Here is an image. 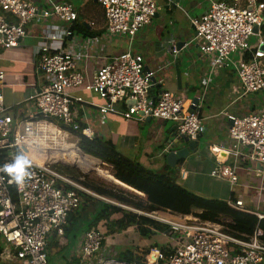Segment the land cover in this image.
<instances>
[{"label":"built area","instance_id":"obj_1","mask_svg":"<svg viewBox=\"0 0 264 264\" xmlns=\"http://www.w3.org/2000/svg\"><path fill=\"white\" fill-rule=\"evenodd\" d=\"M98 2L104 12L108 38H133L157 12L155 0ZM39 17L70 23L77 20L75 11L66 4L52 3L40 10L31 2L0 0V48L19 47L28 37V26ZM13 20L17 23H12ZM263 25L264 0L215 1L208 11L194 18L192 26L201 39L198 49L201 54L212 57L210 76L229 66L235 70L245 94L264 90ZM71 37V29L46 33L35 45V69L44 77L45 85L27 98L26 103L32 105L33 110L28 111L26 117H22L16 107L5 105L4 73L0 72V151L7 150L8 155L0 166V235L19 264H47L49 237L63 236L69 214L79 206L77 193L63 191L56 181L89 192L54 172L48 166L51 161L38 164L30 160L29 175L22 184L11 181L3 166L13 161L15 149L23 153V148H40L43 140H53L49 134L51 129L65 135L77 132L78 112L83 113V109L76 112L74 106L84 103L81 96H76L78 92L99 96L103 101L98 105L102 119L114 115L125 121L143 122L147 117L170 121L179 135L190 140H195L203 131L197 103L168 91L156 97L149 95L155 74L145 69L143 58L138 54L126 52L106 59L87 80L86 73L78 66L81 58L88 59L87 54H80L69 46L50 47L51 42L66 44ZM252 38H257L255 43ZM170 52L178 53L176 49ZM227 120L229 146H213L212 151L244 157L264 167V111L244 117L227 115ZM82 134L95 140L90 130H83ZM210 175L226 178L232 184L237 181L234 168L222 165L220 160ZM228 205L244 210L241 201H229ZM147 216L163 224L167 234L175 235L169 244L171 252L163 264H264V243L258 240L260 232L248 241H241L226 234L221 225L202 223L194 217L179 219L156 212ZM258 218L264 219V215ZM105 240L96 230L84 232L78 239L75 260L69 264H135L102 254ZM152 253L157 255L155 261L150 259ZM163 257V252L154 247L144 256L142 264H162Z\"/></svg>","mask_w":264,"mask_h":264},{"label":"crops","instance_id":"obj_2","mask_svg":"<svg viewBox=\"0 0 264 264\" xmlns=\"http://www.w3.org/2000/svg\"><path fill=\"white\" fill-rule=\"evenodd\" d=\"M23 1L35 4L40 10L46 9L52 3L69 5L77 14V20L70 23L39 17L28 26V37L19 47L8 50L0 48V55L11 58L13 63L26 64L30 72L34 73L30 88L19 92L18 89L7 86L10 81L8 72L5 67L0 68V72L4 73L5 105L16 107L22 117H26L28 111L33 110V106L26 103V100L40 92L45 85L44 77L35 69L37 53L35 45L46 33L63 32L74 28L71 29L72 37L66 44L51 42L50 47L60 49L62 46H69L78 50L80 54H87L88 59L81 58L78 62L79 69L86 73L87 80L91 79L96 69L106 59L126 52L138 54L143 58L145 69L155 74L149 90L151 97L168 91L185 101L197 100V113L203 124L200 148L195 153H190L184 162L172 168L179 172L180 182H176L206 198L225 202L241 201L244 210L257 216L264 215V212L259 211L264 209V167L263 170H259L256 163L244 157H235L228 153L225 157H219L212 151L213 146H229L227 115L244 117L264 111V90L245 94L235 70L229 66L216 70L215 74L210 76L212 57L200 53L198 46L201 39L197 38L192 26V20L208 11L211 3L215 1L232 3L234 0H155L157 4L155 17L133 38L106 36L105 16L98 0ZM256 39L252 38V42L255 43ZM171 49H176L178 53L172 54ZM24 78L26 80V76ZM76 96L84 99V103L74 106L76 112L83 109V113L78 112L77 122L84 124L93 136L112 140L126 157L138 161L149 169L164 168L167 164L164 150L173 146L168 145L170 134L175 127L172 122L154 119L149 123L145 120L125 121L114 115H107L102 119L98 105L103 104V101L99 96L86 91L78 92ZM181 147L184 148L185 145ZM31 155L39 156L38 153L32 154L27 150L26 156ZM219 160L222 165L234 168L237 176L234 184L226 178H215L210 175ZM211 179H217L222 185L217 188L211 184ZM247 203L254 209L246 208ZM0 254L4 259L0 264H19L14 253H9L6 246L4 253L3 249H0ZM73 257L75 254L67 264Z\"/></svg>","mask_w":264,"mask_h":264},{"label":"trees","instance_id":"obj_3","mask_svg":"<svg viewBox=\"0 0 264 264\" xmlns=\"http://www.w3.org/2000/svg\"><path fill=\"white\" fill-rule=\"evenodd\" d=\"M12 23L16 24L17 21L13 20ZM261 32L264 38V25ZM83 130H86V127L80 123L79 130L73 133L78 138V149L85 157L81 163L76 164L82 169L95 168L105 174L100 164L103 162L111 179L95 172L84 174L59 162L52 165L54 172L89 193L60 180L56 181L57 187L63 191L77 193L79 206L69 214L63 236L53 234L49 237L46 253L54 247H62L63 238L74 227L85 229L82 234L90 230L103 234L106 237L101 246L103 252L109 237L126 233L130 228H133L139 237L151 240L157 233H165L167 230L163 224L147 216L155 212L167 213L179 219L194 217L202 223L221 225L226 234L241 241H248L260 232L258 240L264 243V219H259L256 214L233 209L225 201L195 194L176 182L175 171L167 164L164 168L153 171L126 157L112 140L96 136L93 137L95 140L89 139L82 134ZM79 150L78 161L82 158ZM15 153L20 152L15 149ZM40 156L42 155L38 156L39 159L44 158ZM7 157V150H1L0 166ZM62 161L71 163L68 160ZM169 244L170 242L162 247L153 244L144 248L135 245L132 249L121 251L116 258L142 264L144 256L151 248L156 247L163 252V264L171 252ZM72 260H75V257Z\"/></svg>","mask_w":264,"mask_h":264},{"label":"rangeland","instance_id":"obj_4","mask_svg":"<svg viewBox=\"0 0 264 264\" xmlns=\"http://www.w3.org/2000/svg\"><path fill=\"white\" fill-rule=\"evenodd\" d=\"M6 68V71L8 72V78H9V82L7 84L8 87L10 88H16L18 89L19 92L23 91V90H28V88H30V86L32 85V81L34 80V73L33 71L30 72L28 66L24 63H13L11 58L5 57L3 54L0 55V68ZM24 76H26V80L24 78ZM4 94V91H3ZM112 130H110L109 133H111ZM67 133V132H66ZM64 134V133H63ZM62 134V135H63ZM63 136H65V141L72 143L73 145L76 146L77 142H78V138L71 134V133H67L66 135L64 134ZM63 142L62 140H59V138L56 139V141H53L51 139L47 140H43V143H41V146H45L46 147H53L55 148L56 146L59 147L61 146V143ZM56 144V145H55ZM54 145V146H53ZM56 147V148H57ZM80 151V150H79ZM81 153V151H80ZM82 158L78 161L77 164L81 163L85 157L82 155ZM28 158L35 160L36 162H38L39 164L43 163V162H47V161H51L48 165L50 168H52L54 163H65L62 160H60L58 157H54L51 155H46L44 156L43 159H39L37 155H31L28 156ZM71 166H68L72 169H79L82 172H86L88 170H95V168H89V169H82L81 167H79L78 165H76L75 163H65ZM102 167L104 170V163L102 162ZM72 166H74L75 168H73ZM149 167V166H148ZM152 170V169H151ZM156 171V170H153ZM102 176V175H101ZM175 176H176V181L179 183L180 182V178H179V172L175 171ZM217 179H211V184L215 185L217 188H219L222 185V182L220 181H214ZM246 208L248 209H254L253 206L250 203H247ZM264 212V209L259 210ZM85 231V229H79V227H74L72 228L68 234L66 235V237L63 238V245L62 247H54L52 249H49L47 251V264H67V261L74 256L77 246H78V239L80 238L82 232ZM172 241V237L169 234H165V233H157L156 236H154L151 240H147V239H143L141 237H139L136 233V231L133 228H130L127 230L126 233H122V234H116L115 236L109 237L107 239L106 242V247L103 251L101 252L102 254H107L110 256H114L116 257L121 251L127 250V249H132L136 246H138L139 248H144V247H148L151 246L153 244H157L158 247H162L163 245L167 244L168 242ZM0 249H3V253L5 252V242H4V238L3 236L0 235ZM1 258H0V263H2L4 261V259L2 258V254Z\"/></svg>","mask_w":264,"mask_h":264},{"label":"water","instance_id":"obj_5","mask_svg":"<svg viewBox=\"0 0 264 264\" xmlns=\"http://www.w3.org/2000/svg\"><path fill=\"white\" fill-rule=\"evenodd\" d=\"M254 31H256V29ZM193 102L197 103V100H194ZM131 105L132 104L129 103L128 107H130ZM145 121L149 123L151 121V118L147 117L145 119ZM201 136L202 135L199 134L195 140H190L186 136L179 135L177 132L176 126H175L172 129V133L170 134V140L168 141V145H173V146L171 148H169L165 153V160H166L167 165L170 166L171 168H174V167L178 166L179 164H181L182 162H184V160H186L187 157L190 156V153H195L200 148L201 143L199 142V140H200ZM183 144L185 145L184 148L181 147ZM203 144H205V143H203ZM22 151H23V153H26L27 150L25 148H23ZM218 156L219 157H225L226 153L219 152ZM62 164L66 165V166H71V165H68L65 163H62ZM100 164H101V166L103 165L102 162ZM256 167L259 170H263V166H261L260 164H257ZM73 168H75V167H73ZM75 169H77V168H75ZM77 170H79V169H77ZM79 171L82 172L81 170H79ZM89 172H95L99 175H102L103 177L111 179L107 170H105V172H106L105 174L100 173L97 170H93V169L88 170L86 172H82V173L87 174ZM167 233L168 232L166 230L165 234H167ZM171 236H172V238L175 237L174 234H172ZM156 258H157L156 253H152L150 259L152 261H155Z\"/></svg>","mask_w":264,"mask_h":264},{"label":"bare ground","instance_id":"obj_6","mask_svg":"<svg viewBox=\"0 0 264 264\" xmlns=\"http://www.w3.org/2000/svg\"><path fill=\"white\" fill-rule=\"evenodd\" d=\"M49 134L51 135L52 139L55 140V141H56L57 138H59V140L63 139V142L61 143V146H59V147L56 146L57 148L56 147L55 148L46 147V145L42 146L40 148L28 147L27 150H29V152L32 153V154H37L38 153V155H42L40 157H44L46 155H51V156H54V157H58L60 160H68L72 164H74V163L76 164L78 162V158H79V155H78V150H79L78 149V143L75 146L72 143H69V142L65 141V136H63L64 134L60 133L58 130L51 129ZM82 155L84 156L83 153H82ZM86 157H88V156H86ZM94 160H96V159H94ZM31 161H33V160H31ZM33 162H36V161H33ZM36 163H38V162H36ZM98 163H99V161H98Z\"/></svg>","mask_w":264,"mask_h":264},{"label":"clouds","instance_id":"obj_7","mask_svg":"<svg viewBox=\"0 0 264 264\" xmlns=\"http://www.w3.org/2000/svg\"><path fill=\"white\" fill-rule=\"evenodd\" d=\"M30 159L21 153H17L13 161L3 166V171L9 176L11 181L22 184L29 175Z\"/></svg>","mask_w":264,"mask_h":264}]
</instances>
